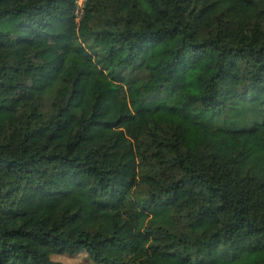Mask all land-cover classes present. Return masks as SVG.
Instances as JSON below:
<instances>
[{
  "label": "trees",
  "instance_id": "obj_1",
  "mask_svg": "<svg viewBox=\"0 0 264 264\" xmlns=\"http://www.w3.org/2000/svg\"><path fill=\"white\" fill-rule=\"evenodd\" d=\"M75 8L0 0V264H264V0ZM23 31L66 42L44 86Z\"/></svg>",
  "mask_w": 264,
  "mask_h": 264
},
{
  "label": "rangeland",
  "instance_id": "obj_2",
  "mask_svg": "<svg viewBox=\"0 0 264 264\" xmlns=\"http://www.w3.org/2000/svg\"><path fill=\"white\" fill-rule=\"evenodd\" d=\"M21 37L27 39L32 49L28 52H23L25 57L30 58L33 62L46 66L40 70H34L27 78V86L37 88L44 86L49 79L54 77L56 67L62 60L66 49V42L61 36H52L49 38H40L35 34L23 31ZM18 38L12 37L6 39V45H12ZM9 98L14 99V108L18 109L22 95L17 93L7 94ZM253 115V113H251ZM252 117H248L247 121L239 123L238 127L251 126ZM52 260L62 264H94L85 252H80L74 255L63 254L52 256ZM226 258H212L203 262L192 261L191 263L183 262L175 256H170L165 252H157L149 255L144 261V264H227Z\"/></svg>",
  "mask_w": 264,
  "mask_h": 264
},
{
  "label": "built area",
  "instance_id": "obj_3",
  "mask_svg": "<svg viewBox=\"0 0 264 264\" xmlns=\"http://www.w3.org/2000/svg\"><path fill=\"white\" fill-rule=\"evenodd\" d=\"M87 0H76V8L74 12L75 20L78 22L83 15V7Z\"/></svg>",
  "mask_w": 264,
  "mask_h": 264
}]
</instances>
